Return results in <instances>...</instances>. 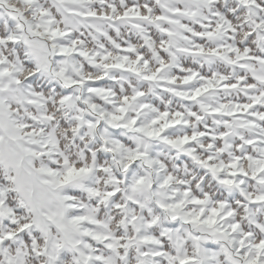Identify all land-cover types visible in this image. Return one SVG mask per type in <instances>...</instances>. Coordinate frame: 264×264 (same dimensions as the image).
I'll use <instances>...</instances> for the list:
<instances>
[{
  "label": "snow or ice",
  "instance_id": "snow-or-ice-1",
  "mask_svg": "<svg viewBox=\"0 0 264 264\" xmlns=\"http://www.w3.org/2000/svg\"><path fill=\"white\" fill-rule=\"evenodd\" d=\"M0 264H264V0H0Z\"/></svg>",
  "mask_w": 264,
  "mask_h": 264
}]
</instances>
